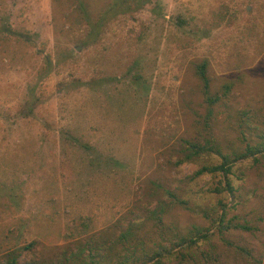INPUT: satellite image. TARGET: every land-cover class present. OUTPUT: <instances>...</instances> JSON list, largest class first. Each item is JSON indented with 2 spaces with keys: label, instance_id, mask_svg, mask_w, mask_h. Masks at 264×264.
Here are the masks:
<instances>
[{
  "label": "rangeland",
  "instance_id": "374dc122",
  "mask_svg": "<svg viewBox=\"0 0 264 264\" xmlns=\"http://www.w3.org/2000/svg\"><path fill=\"white\" fill-rule=\"evenodd\" d=\"M130 227L141 258L208 235L158 264H264V0H0V261L78 264Z\"/></svg>",
  "mask_w": 264,
  "mask_h": 264
},
{
  "label": "trees",
  "instance_id": "16d2710c",
  "mask_svg": "<svg viewBox=\"0 0 264 264\" xmlns=\"http://www.w3.org/2000/svg\"><path fill=\"white\" fill-rule=\"evenodd\" d=\"M195 69L197 76L201 79L204 83L205 95L207 96L206 100L211 105L216 104L221 98L219 96H211L210 95V86L211 81L208 76V66L209 63L207 61H203L200 63H195ZM231 88L227 90L230 91ZM188 145L185 148V152L187 153L186 158L183 162L189 161L193 158L199 157L203 154H213L214 152L218 153L222 158V163L216 166H204L201 170L196 173V176H201L204 174H215V173H222L225 178L232 173L233 164L235 161L230 158L229 156H225L219 150H215L213 145H206L202 146L197 143L186 142ZM260 150L258 148H252L251 146L247 147V155H242L239 158H247L250 156H255L259 153ZM251 153V154H249ZM182 163V161H181ZM228 190L230 192L233 191L229 182H227ZM170 196L174 197V194L171 192L169 193ZM225 212V211H224ZM155 215L157 223L155 224L156 228L160 231L164 230V224L162 221V217L159 215L158 209L153 212ZM225 218V214H223L220 218V223H223ZM221 226L223 224H220ZM136 237L135 230L133 228H129L126 232H124L118 239L110 240L108 243H102L98 246H92L91 242L88 241L85 246H77L76 250L72 251L70 254V260L73 262L78 261V264H158L162 261L163 256L165 253L167 256H181L182 260H184L185 254L183 253L184 250L190 249L193 246H196L199 242V239L208 240V235L203 234L201 231L195 234L194 236L189 239L179 238L176 235V243L174 246L170 248H158L154 252L150 253H143L142 256H139V251H145V246L143 247V243H139L137 245H132V240ZM80 244V243H79ZM37 246V242H32L26 246L17 248L12 252L6 254V256L0 261V264H37L27 262L28 254H31ZM141 249V250H140ZM151 251V250H150ZM202 256L209 259L211 255L209 253L202 252ZM85 258H89L88 262L84 261ZM64 262L63 264H66Z\"/></svg>",
  "mask_w": 264,
  "mask_h": 264
}]
</instances>
